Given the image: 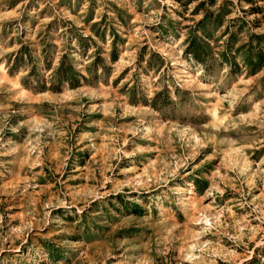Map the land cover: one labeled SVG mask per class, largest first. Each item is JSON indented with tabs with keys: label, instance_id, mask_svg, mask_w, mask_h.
I'll use <instances>...</instances> for the list:
<instances>
[{
	"label": "rangeland",
	"instance_id": "rangeland-1",
	"mask_svg": "<svg viewBox=\"0 0 264 264\" xmlns=\"http://www.w3.org/2000/svg\"><path fill=\"white\" fill-rule=\"evenodd\" d=\"M0 264H264V0H0Z\"/></svg>",
	"mask_w": 264,
	"mask_h": 264
}]
</instances>
